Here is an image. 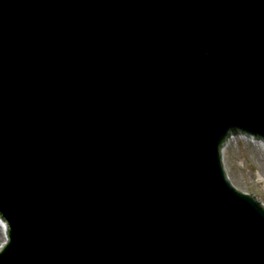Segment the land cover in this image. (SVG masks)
Returning <instances> with one entry per match:
<instances>
[{
    "label": "water",
    "instance_id": "water-1",
    "mask_svg": "<svg viewBox=\"0 0 264 264\" xmlns=\"http://www.w3.org/2000/svg\"><path fill=\"white\" fill-rule=\"evenodd\" d=\"M237 134L264 142V0H0V264H264Z\"/></svg>",
    "mask_w": 264,
    "mask_h": 264
},
{
    "label": "rangeland",
    "instance_id": "rangeland-1",
    "mask_svg": "<svg viewBox=\"0 0 264 264\" xmlns=\"http://www.w3.org/2000/svg\"><path fill=\"white\" fill-rule=\"evenodd\" d=\"M246 143L240 138L234 139L225 154V169L239 190L264 202V175Z\"/></svg>",
    "mask_w": 264,
    "mask_h": 264
},
{
    "label": "bare ground",
    "instance_id": "bare-ground-1",
    "mask_svg": "<svg viewBox=\"0 0 264 264\" xmlns=\"http://www.w3.org/2000/svg\"><path fill=\"white\" fill-rule=\"evenodd\" d=\"M240 138L247 142L246 144L250 145V152L251 154L255 157V159L258 160L260 170L263 172L264 175V143L260 140L257 139H252V138H246V137H237V139ZM234 141V139H233ZM232 141V143H233ZM230 147H226L223 149V154H226V151ZM225 164V162H224ZM4 233H5V226L4 224L0 221V239L1 242L4 240Z\"/></svg>",
    "mask_w": 264,
    "mask_h": 264
}]
</instances>
